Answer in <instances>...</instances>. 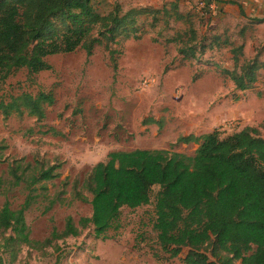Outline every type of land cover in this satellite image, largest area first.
<instances>
[{
  "label": "rangeland",
  "instance_id": "1",
  "mask_svg": "<svg viewBox=\"0 0 264 264\" xmlns=\"http://www.w3.org/2000/svg\"><path fill=\"white\" fill-rule=\"evenodd\" d=\"M172 1L93 0V4L105 14L114 4L126 12L161 10ZM177 1L199 36L225 32L233 47L245 43L240 63L256 55L264 62V23L239 20L229 11H213L206 21L202 0ZM141 20L145 34L139 40L117 38L94 46L91 56L82 49L50 56L49 71L28 75L20 70L0 84L5 104L40 92L51 93L54 99L52 106H44L41 119L23 109L0 112V207L8 199L13 209L19 208L31 188L33 200L24 216L33 241H43L53 229L61 233L68 217L80 230L76 237L54 241L42 251L21 246L13 261L4 253V264H186L188 248L170 258L158 245L153 228L158 187L152 189L148 205L122 208L119 229L108 232L105 240L95 238L91 226H78L81 218L90 217L91 207L74 200V192L80 190L90 200L83 184L93 167L112 152L160 150L192 156L198 143L182 139L214 130L226 137L245 127L257 129L264 139V69L250 89L238 91L224 73L234 67L231 46L185 58L167 40L187 25L171 18L167 28L163 23L150 28V17ZM12 166H21L18 174H24L17 187L10 184ZM50 166L56 168L57 178L29 187L28 176Z\"/></svg>",
  "mask_w": 264,
  "mask_h": 264
},
{
  "label": "trees",
  "instance_id": "2",
  "mask_svg": "<svg viewBox=\"0 0 264 264\" xmlns=\"http://www.w3.org/2000/svg\"><path fill=\"white\" fill-rule=\"evenodd\" d=\"M202 2L201 15L206 21L213 11L222 12L218 5L223 4L233 5L250 23H264V19L247 17L236 0ZM143 17H150V28L159 23L167 28L171 18L187 25L167 40L174 42L185 58L195 59L208 50L231 46L234 67L224 73L238 91L250 89L264 69L258 55L240 63L245 43L233 47L225 32L199 36L189 16L179 11L177 0L161 10L131 8L122 12L114 4L105 14L96 9L93 0H0V84L20 70L28 75L49 71L46 58L50 56L77 49L91 56L96 45H108L117 38L139 40L145 34L140 23ZM244 32L242 28L240 37ZM53 104L51 93L22 94L8 104L0 100V112L23 109L41 119L44 106ZM182 142L199 146L192 156L160 150L112 152L106 161L96 164L83 184L90 200L80 190L73 196L91 207L90 217L78 221L80 229L91 226L94 237L105 240L108 232L119 229L121 209L148 205L152 189L158 187L153 228L158 245L170 258L188 248L186 264H264V139L258 130L245 127L226 137L214 130ZM20 168L9 169L12 186L23 182ZM55 171L54 166L36 170L28 176L29 187L56 179ZM32 192L29 188L17 209L8 199L0 207V264H4V253L13 261L21 246L42 251L54 241L80 233L68 217L61 233L53 229L43 241H33L24 216Z\"/></svg>",
  "mask_w": 264,
  "mask_h": 264
},
{
  "label": "crops",
  "instance_id": "3",
  "mask_svg": "<svg viewBox=\"0 0 264 264\" xmlns=\"http://www.w3.org/2000/svg\"><path fill=\"white\" fill-rule=\"evenodd\" d=\"M220 1V0H219ZM221 1H227V0H221ZM238 3L241 4L244 12L246 13L247 17L249 18H257L262 19L264 18V0L260 2H254V0H236ZM224 13L229 11L233 15H235L237 18H240L239 20H244L242 17L238 15V10L234 8L233 5H225L223 4L218 5ZM212 9H217L216 4L214 6H211Z\"/></svg>",
  "mask_w": 264,
  "mask_h": 264
},
{
  "label": "built area",
  "instance_id": "4",
  "mask_svg": "<svg viewBox=\"0 0 264 264\" xmlns=\"http://www.w3.org/2000/svg\"><path fill=\"white\" fill-rule=\"evenodd\" d=\"M260 1H262V0H254V2H260Z\"/></svg>",
  "mask_w": 264,
  "mask_h": 264
}]
</instances>
